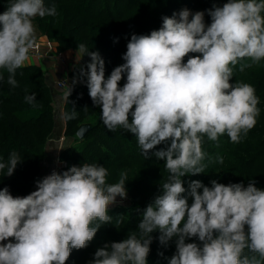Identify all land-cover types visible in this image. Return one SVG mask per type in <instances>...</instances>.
Returning a JSON list of instances; mask_svg holds the SVG:
<instances>
[{"label": "clouds", "instance_id": "obj_1", "mask_svg": "<svg viewBox=\"0 0 264 264\" xmlns=\"http://www.w3.org/2000/svg\"><path fill=\"white\" fill-rule=\"evenodd\" d=\"M207 12L210 24L203 11L185 8L163 16L161 27L150 34H132L125 63L107 77L100 53L78 46L83 57H90L79 77H86L104 126L133 133L145 157L158 145H168L153 153L169 175L143 210L138 231L98 248L90 264H147L155 231L163 246L175 238L176 252L168 264H264V190L256 181L250 179L245 187L211 180L209 187L192 180L186 189L182 180L204 173L205 136L217 146L225 133L240 143L260 114L255 87L230 80L237 64L243 72L264 60V0H227ZM56 15L55 4L46 7L45 0H10L0 13V69L7 71L12 88L34 46L33 18ZM189 53L198 55L184 62ZM70 94L68 88L65 99ZM35 101V94L25 96L26 103L35 106ZM77 115L72 109L61 118ZM21 161L13 151L7 162L0 160V171L6 169L11 177ZM216 161L223 164V157ZM107 176L104 166L83 163L46 175L26 196L0 189V264H66L74 249L86 248L99 228L111 223L109 206L127 196V173L122 171L113 184ZM192 238L201 243H186Z\"/></svg>", "mask_w": 264, "mask_h": 264}, {"label": "trees", "instance_id": "obj_2", "mask_svg": "<svg viewBox=\"0 0 264 264\" xmlns=\"http://www.w3.org/2000/svg\"><path fill=\"white\" fill-rule=\"evenodd\" d=\"M9 3L10 0H0V13L7 9ZM140 3H143V7L139 17L135 22L127 23L131 9ZM202 3L203 0H45L46 7L55 4L57 15L38 17L34 23L40 33L47 34L50 39L59 42L63 50L84 44L89 51H98L100 55L110 56L114 53L116 45H119L120 49L124 45L125 38L122 34L132 35L136 31L135 25L139 28V35H147L161 27L163 16L171 17L173 13L178 14L185 8L195 13L201 8ZM98 8V12H95ZM76 17L93 21L88 41L83 40ZM189 56L191 55L188 54L184 58V62ZM83 60L90 62V57L84 56ZM104 62L105 68L111 65V61ZM252 67L245 68L242 75L252 72ZM0 73L4 77L3 81H0V160L7 162L13 151H16L22 160L11 177L5 176L6 169L0 171V189L8 187L13 196H26L32 192L36 176L42 170L47 142L52 128L54 129V105L40 65L30 64L18 69L15 77L18 86L15 88L7 83V71L0 69ZM251 85L255 87L256 95L260 100L258 104L260 114L255 127L236 144L230 141L226 133L219 137V146L217 142L210 141L205 136L202 150L208 154L205 164H213L210 162L215 155H225L223 164L216 161L218 172H223L226 162H232L236 168H239V175L232 174L231 177H234L228 184L243 183L246 187L249 180L254 179L256 186L264 190V77L253 81ZM32 94L36 96L35 106L25 102V96ZM72 109H75L78 115L76 119L66 120L65 134L68 137L76 136L75 140L80 141L81 145H69L61 151L60 157L70 160L68 169L71 166H81L83 163L98 164L111 167L116 172L123 168L127 178L131 179L132 176L128 175H133L135 172L131 167L137 165L139 172L136 175L139 176L135 183L138 188L154 180L152 176L149 177L148 171L162 168L165 162L157 159L153 153L168 145L163 143L158 145L145 157L133 133L123 128L109 131L100 119L101 112L97 114L99 107L93 105L86 82L71 88L64 112L70 113ZM93 117H95L93 121L89 120L85 123L88 118ZM83 124H89L91 128L85 137L80 139L77 130ZM212 172L216 171L213 169ZM167 173L164 166L161 176H167ZM194 176L200 177L201 174L187 175V179L186 176L182 177L184 187L195 179ZM148 205V202L141 198V200L134 199L131 204L109 210L108 214L112 216L111 223L103 224L86 248L74 249L66 264H90L98 248L106 243L126 239L127 235L136 229V220H139ZM118 213L126 218L118 219ZM190 242L201 243L196 238L190 239ZM160 252L163 256L158 254ZM174 254L172 248L151 243L147 264L156 263Z\"/></svg>", "mask_w": 264, "mask_h": 264}, {"label": "rangeland", "instance_id": "obj_3", "mask_svg": "<svg viewBox=\"0 0 264 264\" xmlns=\"http://www.w3.org/2000/svg\"><path fill=\"white\" fill-rule=\"evenodd\" d=\"M227 0H203V3L200 5L201 8L198 9V11H203L205 13L204 19H205V23L206 24H210L211 23V17L208 15L207 10L213 8V6H222L224 3H226ZM143 7V3L137 4L135 5V7H133L131 9V13L128 15V18L126 20L127 23H131V21L135 22L137 20V17H139V12L141 11V8ZM99 8L96 9L95 12H98ZM39 16L33 18V25L35 27V41H34V46L33 49L30 51L29 57L30 55H34L38 58H40V62L42 64V70L44 72V78L46 83L49 86L50 89V96L52 99L53 104H55L56 100H60L58 98H61L65 95V93L68 91V88H73L74 85L76 84H84L86 82V77L81 79L79 77V71L81 68H85L86 65L89 63V61H84L83 60V55L81 54V59L77 57L76 59V63L79 67L76 66H71L70 68V73L69 75L66 74V72H62V74L60 73L61 71L59 68V64H66L68 62L71 61V59L73 60L74 57H68V60L66 59V56L64 57L63 52L68 50V49H74L77 52L78 51V46L77 48H67L64 49L60 48L59 42L52 40L49 38V36L47 34H43L40 33V30L36 27L35 25V21L37 20ZM76 21L78 23V25L81 27L80 29V34L83 38L84 41H88L89 37H90V31H91V27L93 25V21L92 20H88L82 17H76ZM136 26V31H134L133 34H137L139 35V28ZM125 38L124 41V45H122V48L120 49L119 45H116L115 51L112 55L107 56L106 54H102L101 57L103 58L104 61L108 60L111 61V65H109L107 68H105V76L107 77L108 75L111 74L112 70L125 63V61L122 59L123 54L126 52L127 50V43L131 38V35L126 34H122ZM121 35V36H122ZM191 56L193 55H198V54H193V53H189ZM50 59L53 60V63L50 64V69L47 68L45 60L50 61ZM80 60V61H79ZM68 61V62H67ZM47 62V61H46ZM240 63H251L250 60H242L240 61ZM252 72L246 73L244 75H242L244 73L241 72L239 70V64H237L234 69H233V77L230 80V83H235L236 81L239 82H244V83H249V84H253V81H257L259 78L264 77V60H261L258 64H252ZM47 70V71H46ZM47 72V73H46ZM242 75V76H240ZM76 80L77 82L74 84L73 81ZM60 82H65L66 86H61ZM126 82V76L119 82L120 86L122 87L123 84ZM57 103V102H56ZM55 107V105H54ZM101 112V109L99 108L97 114H99ZM95 119V117L93 118H88V120L85 121V123H87V121H93ZM55 118H54V129L52 128L51 132H50V137H54V135L56 134L55 131ZM48 139V142H49ZM76 136H67L65 134L64 138H63V148L72 145V146H80L81 142L75 140ZM47 142V145H48ZM48 151V146L46 148V153ZM45 153V154H46ZM61 153V152H60ZM41 155L43 156L42 150H41ZM216 156L215 158L210 162L213 164H207V167L204 171V173L201 174L200 177H196L194 176L195 179L193 180H199L201 181L204 185L206 186H211L210 181L211 180H216L219 183H223V184H228V182L234 177H231L232 174H237V176L239 175V168H236L234 166V164L232 162H226L225 163V167L223 169V172H218V166L216 164ZM220 156L225 157L224 154H221ZM43 162V161H42ZM70 163V160L68 158L62 159L60 157V154L57 156L56 161H55V169L54 171L62 173L63 171L68 170L67 165ZM165 164L162 166V168L160 167L157 170L154 171H148L149 177L151 178V176L154 178L153 181H151L149 184H145L142 188H138V186L135 183V180H137L136 178L139 175V169L137 167V165H132L131 169H134V174L133 175H128V176H132L131 179L127 178L126 180V191H127V196L126 198H120L117 197L116 198V202L112 205L109 206V210H111L112 208H116L120 205H127V204H131L133 203L134 199H138L141 200V198H144L148 204L152 203L154 198L160 194L161 191V185L163 182H165L167 180V177L169 175V173H167V176H161V170L164 168ZM63 168V169H62ZM108 171V176L106 177V181H108V184H113V183H117L119 181L120 178V174L121 172H125L122 169L119 170V172L114 171L111 167H105ZM128 169V168H127ZM130 169V172H131ZM215 170L216 172H212V170ZM149 170V169H147ZM146 170V171H147ZM212 172V174H211ZM52 172H50L51 174ZM221 173H223V175H220ZM209 174V175H207ZM211 174V175H210ZM46 175H49L47 173H42V170L39 171V173L36 176V180L35 183H33V190H36V181L41 180L43 177H45ZM200 175V174H198ZM140 178V177H139ZM185 179H187V175L185 177ZM110 180V181H109ZM186 189L188 188L185 187ZM202 191V189L200 190ZM188 203L191 204L192 203V199L189 197L188 198ZM115 217V215H114ZM126 217L124 215H122L121 213H118V219L120 220H124ZM142 216L139 217V220H136L137 222V226L136 229L134 231H138V224L141 221ZM127 232V231H126ZM131 233V232H130ZM153 237V242L152 244L156 245V246H160V247H169L172 248L175 252H176V244H175V238H173V240L169 241L167 246H163L159 243L158 237L160 235V233L158 231L153 232L152 234ZM195 239V238H194ZM186 243H191L190 239L186 240ZM246 254H249L246 252ZM250 255V254H249ZM171 257H167L164 258L156 263H152V264H168V261Z\"/></svg>", "mask_w": 264, "mask_h": 264}, {"label": "crops", "instance_id": "obj_4", "mask_svg": "<svg viewBox=\"0 0 264 264\" xmlns=\"http://www.w3.org/2000/svg\"><path fill=\"white\" fill-rule=\"evenodd\" d=\"M63 54H64V57L66 56L67 60H68V57H71V56L74 57V59L73 60L71 59L70 62L67 61L68 63H66V64H59V68H60L59 71H61L60 73L62 74V72L64 71V72H66V74L69 75L71 66L79 67L76 63V59H77V57L81 59V54L74 49H68V50L64 51ZM45 63H46L47 68L50 69L51 68L50 64L53 63V60L52 59H50V61L45 60ZM30 64H37V65H40L41 68H43L42 64L40 62V58H38L34 55H30L29 60L26 62L25 65H30ZM58 99H60V100L59 101L56 100L57 103L55 102V104H53V105H55V107H54V118L56 119L55 120V122H56V125H55L56 134L54 135V137H51L49 139V142L47 145L48 151H47L46 156L42 162V173H47V174H50V172H53L55 169L56 158L60 154V152L63 150L62 142H63V138L65 136V130H66V120L62 119L61 117H62V114L65 113L64 111H65V104H66L67 99H65V95L61 98H58ZM6 242L7 241H5L4 243H6ZM12 242H15L14 239Z\"/></svg>", "mask_w": 264, "mask_h": 264}, {"label": "water", "instance_id": "obj_5", "mask_svg": "<svg viewBox=\"0 0 264 264\" xmlns=\"http://www.w3.org/2000/svg\"><path fill=\"white\" fill-rule=\"evenodd\" d=\"M91 128L89 124H83L78 130H77V136L80 139H83L87 133V131Z\"/></svg>", "mask_w": 264, "mask_h": 264}, {"label": "built area", "instance_id": "obj_6", "mask_svg": "<svg viewBox=\"0 0 264 264\" xmlns=\"http://www.w3.org/2000/svg\"><path fill=\"white\" fill-rule=\"evenodd\" d=\"M61 86H66L65 82H60Z\"/></svg>", "mask_w": 264, "mask_h": 264}]
</instances>
